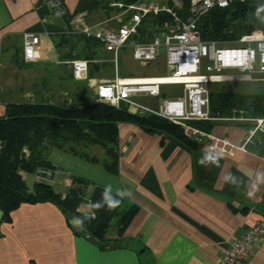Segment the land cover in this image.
<instances>
[{"label": "crops", "instance_id": "obj_1", "mask_svg": "<svg viewBox=\"0 0 264 264\" xmlns=\"http://www.w3.org/2000/svg\"><path fill=\"white\" fill-rule=\"evenodd\" d=\"M64 1L67 15L60 19L52 16L46 0H0V77L5 54L15 65L26 66L20 69L39 68L44 55L49 59L51 39L75 26L80 15L90 27L118 26L114 20L118 15L91 24V13L80 11L83 0ZM102 1L109 7L120 0ZM27 32L40 39L41 57L32 63L24 57ZM10 72L6 75L11 79ZM5 103L0 98V117ZM214 122L209 134L228 140L233 146L226 148L228 152L220 151L223 144L216 141L203 140L198 147H189L167 133L119 124L118 173L86 161L100 186L115 195L118 189L129 191L131 196L123 199L138 207L118 244L102 249L76 235L62 211L51 203L25 204L13 212L11 222L0 225V264H218L232 241L264 215V155L248 147V125L225 119ZM95 151L91 150L93 155ZM54 152L73 155L61 150L50 154L57 171L73 175L68 166L60 165L63 155H57L60 162L52 161ZM24 178L33 183L32 175ZM90 211L87 204L79 208L82 214ZM247 264H264V240L255 244Z\"/></svg>", "mask_w": 264, "mask_h": 264}, {"label": "trees", "instance_id": "obj_2", "mask_svg": "<svg viewBox=\"0 0 264 264\" xmlns=\"http://www.w3.org/2000/svg\"><path fill=\"white\" fill-rule=\"evenodd\" d=\"M130 5L140 0H123ZM174 0H168V6L174 8L182 19H186L190 0H182V9L174 7ZM105 4L102 0H83L80 11L90 14ZM107 9V7H106ZM261 3L253 0L233 3L228 8H215L198 23V30L205 41L236 40L254 31H264V16ZM167 26H174L168 14L150 15L142 23L140 41H150ZM58 42L60 64L65 61L84 59L90 62V78L100 69L94 60L102 57V44L78 32L73 26L65 33L54 37ZM70 51L64 53L63 48ZM105 52V51H104ZM76 53L75 55H73ZM25 68L24 64L19 65ZM32 67V66H31ZM29 68V67H28ZM72 75L70 78L72 79ZM74 79V78H73ZM48 81L50 84L52 78ZM76 94L78 104L54 100V90L50 89L39 100L5 103V114L0 117V225L11 222V216L25 204L51 203L65 215L76 235L87 237L98 243L102 249L118 244L130 226L138 211L136 205L125 199L119 207L109 210L107 205L97 209V203L103 204L105 197L119 199L99 185H93L83 177L70 175L71 185L57 191L46 181L28 185L24 175L57 171L50 160L53 150H61L73 156L100 165L111 174L118 173V126L132 123L148 131L167 133L189 147H198L199 142L185 134L180 126L154 115L135 114L125 104L118 108L97 103L88 83ZM82 86V85H80ZM62 96V93H60ZM67 96V94H65ZM59 97V96H57ZM60 98V97H59ZM63 100V99H62ZM252 111L254 116H264V95H242L234 92L210 94V115L212 118H231L234 110ZM196 128L210 133L215 127L214 121L193 122ZM92 149H100L102 156L93 155ZM68 178V177H67ZM65 180V177H61ZM92 189L90 195L88 190ZM83 204H89L91 211L79 212ZM79 221V226L74 222ZM116 238L109 239L111 232Z\"/></svg>", "mask_w": 264, "mask_h": 264}, {"label": "built area", "instance_id": "obj_3", "mask_svg": "<svg viewBox=\"0 0 264 264\" xmlns=\"http://www.w3.org/2000/svg\"><path fill=\"white\" fill-rule=\"evenodd\" d=\"M246 1L190 0L186 19H182L174 8L167 5L145 1L127 5L113 1L109 3V7L121 11L120 15L114 18L118 23L117 27L103 28L102 25L90 27L85 23L84 15H80L73 27L79 33L102 44L104 51L112 56L109 63L115 66V75L109 79H91L90 62L77 59L69 63L72 66L73 78L77 82L88 83L93 91V99L97 103L116 108L121 104H127L130 111L137 106L133 102L134 97L143 94L159 98L162 87L180 86L182 94L177 99L164 100L157 111L143 108L144 111L180 126L188 137L199 143L203 140L222 143L223 146L219 150L228 152L226 148L233 147L228 140L217 139L190 126L189 123L218 120L210 115L211 85L264 81V31H254L231 41H205L198 30V23L215 8L225 9L233 3ZM46 3L52 16L60 19L66 17L64 0H46ZM174 7L181 9L177 2H174ZM163 13L172 17L174 26H167L161 35L150 41H140L143 21L150 15L158 16ZM39 45L40 39L37 34L27 32L23 35L26 62L37 61L40 57ZM161 47L166 50L165 61L168 70L166 76L144 78L119 76V55L124 48L132 50L134 61L149 66L158 60ZM225 121L246 124L248 120L241 117L225 118ZM253 122L255 128L248 129L247 144L258 132L264 133V119ZM61 177H65V180H61ZM69 177V174L59 171L39 173L33 176V182L46 181L53 186L66 188L71 185ZM262 240L264 215L232 241L229 250L220 258L218 264H247L255 244Z\"/></svg>", "mask_w": 264, "mask_h": 264}, {"label": "rangeland", "instance_id": "obj_4", "mask_svg": "<svg viewBox=\"0 0 264 264\" xmlns=\"http://www.w3.org/2000/svg\"><path fill=\"white\" fill-rule=\"evenodd\" d=\"M101 1V0H99ZM151 1V0H150ZM156 4L167 5L168 0H152ZM177 2L179 8L181 9L184 6L182 0H174ZM261 3L263 8L264 16V1H256ZM119 3L125 4L123 0H120ZM98 9L103 10L102 14H97L96 10H93L88 18L89 23L96 24L100 21L109 20L110 18L119 15L121 11L119 9H110L106 4L98 6ZM107 7V9H106ZM114 26V22H110ZM163 33V32H161ZM161 33L159 35H161ZM231 41V40H225ZM58 41L54 38L51 39L49 50V59L44 55L42 65L37 69L23 70L20 69L19 65H15L14 62H11L7 54L3 58V73L0 77V98L4 99L7 102H21L27 100H39L41 95H46L50 90H54V100L56 102L67 103L69 106H76L78 104V99L76 94L80 92L84 87L82 82H77L70 78L72 75V66L69 64L70 61L62 62L63 65H57L53 60H58L60 62V52L56 48V43ZM70 50L67 47L63 48V52H69ZM102 57L94 60V63H98L101 67L98 71L94 73V79H109L113 78L115 75V66L109 63L112 56L107 54L102 50H98ZM22 52V51H21ZM165 48L161 47L159 51V58L157 61L153 62L149 66H144L132 59V50L130 48H124L119 55V65L118 72L119 76L122 78H144L148 76H166L168 70L166 68L165 61ZM74 53L73 55H75ZM41 57V56H40ZM72 62V61H71ZM10 72L11 79L8 78V72ZM7 74V75H6ZM52 78L51 84L48 82ZM82 85V86H80ZM212 91L215 93L222 92H234L240 93L242 95L252 96V95H264V81L262 82H247V83H229V84H214L211 85ZM12 93L15 95L12 97ZM62 93V96L60 95ZM67 94V96H65ZM182 94V87L180 86H164L162 87V94L159 98H153L149 95H139L133 98V102L137 105L133 107L135 114H145V115H154L149 112H145L143 108H147L153 111L159 110V107L162 105L164 100H173L177 99ZM59 96V97H57ZM63 99V100H62ZM127 105V104H125ZM139 106V107H138ZM130 109L129 105H127ZM142 107V108H140ZM155 116V115H154ZM231 118H245L248 121L245 125H248V128L253 130L255 128V122L258 119H264V116H254L252 111H247L244 109L234 110L232 112ZM220 119V118H217ZM222 119H225L222 118ZM196 122V121H195ZM193 122L189 123L190 126L195 127ZM237 123V122H236ZM243 124V123H242ZM196 128V127H195ZM198 129V128H197ZM244 130V129H243ZM246 131V130H245ZM192 139V138H191ZM194 140V139H193ZM248 147L256 151L257 153L264 155V133L258 132L251 141L248 142ZM95 154L100 157L102 156L101 150L96 149ZM57 155H63L64 160L62 162L58 161ZM52 161L60 162L62 167L68 166L69 170L73 175L83 176L93 185L102 184L97 177H95L96 172L92 171V166L87 163L85 160L79 159L77 157L69 156L67 154H62V152H54L51 156ZM59 165V166H60ZM98 167V166H95ZM104 173V170L103 172ZM67 174V173H66ZM28 185H32V179L28 180ZM56 190H61L60 187L56 186ZM89 205V204H87ZM111 235H114L115 232H111Z\"/></svg>", "mask_w": 264, "mask_h": 264}, {"label": "clouds", "instance_id": "obj_5", "mask_svg": "<svg viewBox=\"0 0 264 264\" xmlns=\"http://www.w3.org/2000/svg\"><path fill=\"white\" fill-rule=\"evenodd\" d=\"M200 163H203V161L201 160ZM117 192H118V196L120 197L119 199H110L105 197L104 203L103 204L97 203L96 208L99 209L103 207L104 204H106L109 210H114L120 206L123 198L131 196V193L127 190L118 189ZM79 223H80L79 221L74 222V224L77 226H79Z\"/></svg>", "mask_w": 264, "mask_h": 264}, {"label": "bare ground", "instance_id": "obj_6", "mask_svg": "<svg viewBox=\"0 0 264 264\" xmlns=\"http://www.w3.org/2000/svg\"><path fill=\"white\" fill-rule=\"evenodd\" d=\"M135 80H141V79H135Z\"/></svg>", "mask_w": 264, "mask_h": 264}]
</instances>
